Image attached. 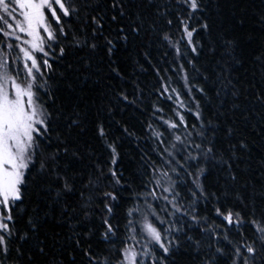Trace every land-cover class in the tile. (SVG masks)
Listing matches in <instances>:
<instances>
[{
  "label": "snow or ice",
  "instance_id": "obj_1",
  "mask_svg": "<svg viewBox=\"0 0 264 264\" xmlns=\"http://www.w3.org/2000/svg\"><path fill=\"white\" fill-rule=\"evenodd\" d=\"M220 11L0 0V264H264V0L247 56Z\"/></svg>",
  "mask_w": 264,
  "mask_h": 264
},
{
  "label": "trees",
  "instance_id": "obj_2",
  "mask_svg": "<svg viewBox=\"0 0 264 264\" xmlns=\"http://www.w3.org/2000/svg\"><path fill=\"white\" fill-rule=\"evenodd\" d=\"M260 6H261V0H221V11H220L221 27L229 28L230 30H236V29H231L232 21L230 18L232 16V13L238 12V10L241 7L249 9V12H250L251 10H253V8H259ZM236 31H241V30H236ZM248 31H251V28L241 31L242 46L244 48V52L246 56L248 55V53L258 50L259 45H260V34L256 32L253 35V39L248 40L246 39ZM128 70L132 71L131 66L128 67ZM141 79L144 80L145 83H148L150 80V77L142 75ZM125 115L128 117L129 121L132 123H136V121L140 118L138 113L133 115L132 112H128ZM124 148H125L126 153L136 152L135 145L132 143L126 144ZM123 162L126 165H129L127 154L124 156Z\"/></svg>",
  "mask_w": 264,
  "mask_h": 264
}]
</instances>
